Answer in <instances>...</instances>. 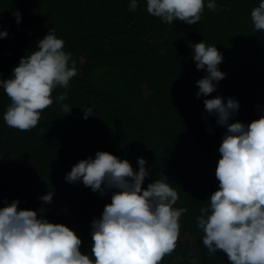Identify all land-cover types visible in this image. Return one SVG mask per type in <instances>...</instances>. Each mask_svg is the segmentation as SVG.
Returning <instances> with one entry per match:
<instances>
[{
	"label": "trees",
	"instance_id": "trees-1",
	"mask_svg": "<svg viewBox=\"0 0 264 264\" xmlns=\"http://www.w3.org/2000/svg\"><path fill=\"white\" fill-rule=\"evenodd\" d=\"M215 2L216 8L205 6L200 20L189 25L152 16L146 0H138L134 11L129 0H0V30L8 33L0 37V79L51 28L77 68L67 88L53 90L52 104L29 130L5 123L10 100L0 89V207L17 198L18 208L43 206L38 215L72 228L81 252L90 254L91 221L111 201L112 190L96 195L81 181H66V173L97 150L127 159L134 171L137 158L145 157L150 174L142 187L165 176L178 193L174 207L187 209L179 217L175 249L159 264H173L191 244L199 248L198 264H229L221 250L208 253L197 227L199 209L219 187L217 161L210 160L225 128L204 110L203 94L195 95L196 80L206 72L196 68L189 42L203 39L222 53L218 67L225 76L208 98H236L231 120L247 124L264 113V30H255L250 17L258 0ZM61 93L66 99L58 102ZM62 104L71 107L68 113ZM83 108L92 109L87 119ZM164 124L170 138H161ZM49 190L52 201L40 200Z\"/></svg>",
	"mask_w": 264,
	"mask_h": 264
},
{
	"label": "clouds",
	"instance_id": "clouds-1",
	"mask_svg": "<svg viewBox=\"0 0 264 264\" xmlns=\"http://www.w3.org/2000/svg\"><path fill=\"white\" fill-rule=\"evenodd\" d=\"M128 6L134 11L138 0H129ZM205 6L214 9L216 2L146 0L147 12L170 24L174 19L195 24ZM13 15L19 23V11ZM250 17L255 30H264V0H258ZM7 34L6 29L0 30V37ZM63 45L64 41L51 28L30 53L19 58L10 76L0 79V89L10 100L3 112L9 127L22 131L35 127L41 111L53 102V90L57 86L67 88L76 75L75 61L70 63L71 53ZM189 46L196 68L206 72L196 80L195 95L199 98L203 94L204 110L215 115L216 123L225 128L210 160L217 161L215 177L219 187L208 197L207 206L199 209L197 217L202 243L209 254L217 250L225 253L229 264H264V113L247 124L232 121L239 107L236 98H208L225 76L218 67L222 53L203 39L189 42ZM65 99L66 93L56 97L58 102ZM156 99L161 109L160 99ZM164 104L165 99L163 108ZM61 106L65 113L71 109L67 104ZM83 110L84 119L92 115L91 108ZM161 131V138H170L167 125ZM137 164L134 171L127 159L97 150L94 157L80 159L66 173V181H81L96 195L112 190L111 201L104 205L100 217L91 221L90 254L81 252V239L72 228L38 215L44 213L43 206L18 208V198L6 202L0 207V264H159L175 249L179 217L187 209L174 207L178 193L165 176L142 187L150 174L145 168L146 158L138 157ZM52 197L49 190L39 199L50 203ZM198 253L197 244H191L173 264H198Z\"/></svg>",
	"mask_w": 264,
	"mask_h": 264
}]
</instances>
